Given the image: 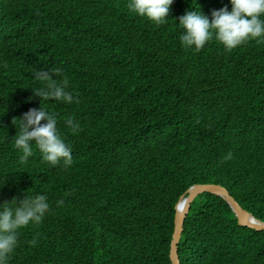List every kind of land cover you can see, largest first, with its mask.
<instances>
[{"label":"trees","instance_id":"trees-1","mask_svg":"<svg viewBox=\"0 0 264 264\" xmlns=\"http://www.w3.org/2000/svg\"><path fill=\"white\" fill-rule=\"evenodd\" d=\"M129 2L0 0V204H49L6 264H171L175 204L195 183L226 187L264 221V42L182 46L180 16L211 19L230 0H173L160 26ZM56 68L72 103L32 93L46 86L34 73ZM40 106L71 148L67 168L34 142L25 162L13 147L19 118ZM177 246L180 264H264V230L210 192L190 203Z\"/></svg>","mask_w":264,"mask_h":264},{"label":"clouds","instance_id":"clouds-1","mask_svg":"<svg viewBox=\"0 0 264 264\" xmlns=\"http://www.w3.org/2000/svg\"><path fill=\"white\" fill-rule=\"evenodd\" d=\"M232 8L228 11L222 8L211 13V19L196 11L186 12L179 17V24L184 30L180 37L183 47L193 48L199 52L207 42L215 39L226 52H231L238 46L252 40L264 42V0H230ZM173 0H130L127 8L140 16L148 18L156 26L165 23ZM62 76L61 69L37 70L34 77L46 82V86L37 88L33 93L45 101L54 100L72 103V93L66 91L69 81L64 77L57 82L53 77ZM41 104V102H40ZM15 118V117H14ZM12 119V121L14 120ZM20 119V130L15 135L13 147L22 152L20 161L25 162L32 156V142L42 154V160L51 166L63 162L65 168L73 163L71 148L62 139L57 129L55 114H49L41 106L39 109H29ZM45 121V123H41ZM72 132L79 131V124L72 118L66 120ZM230 155L224 159H230ZM45 195L34 198L24 196L23 199L13 197L4 202L0 211V264H6L9 255L17 246L19 230L30 224L39 225L49 211ZM63 201H58V206ZM34 237L29 244L35 246Z\"/></svg>","mask_w":264,"mask_h":264},{"label":"water","instance_id":"water-1","mask_svg":"<svg viewBox=\"0 0 264 264\" xmlns=\"http://www.w3.org/2000/svg\"><path fill=\"white\" fill-rule=\"evenodd\" d=\"M202 192H210L222 197L233 210L238 224L255 230H264V221L255 218L250 212L244 209L239 202L229 193L226 187L217 183H195L187 188L175 204L174 226L170 241L169 257L171 264H180L178 257V241L183 230L186 214L189 211L190 203Z\"/></svg>","mask_w":264,"mask_h":264}]
</instances>
